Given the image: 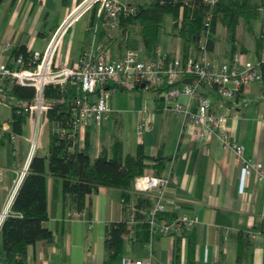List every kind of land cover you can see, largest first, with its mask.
Listing matches in <instances>:
<instances>
[{"label":"crops","instance_id":"crops-1","mask_svg":"<svg viewBox=\"0 0 264 264\" xmlns=\"http://www.w3.org/2000/svg\"><path fill=\"white\" fill-rule=\"evenodd\" d=\"M81 1L0 0V46L4 37L11 35L14 40L12 50L20 46L44 50L68 9ZM122 1L138 6L150 0ZM125 18L121 17L118 26L110 28L97 5L85 10L63 36L60 62H75L84 47L98 42L106 44L111 58L122 57L126 49L134 48L147 60L153 57L157 46L166 58L173 57L177 51L183 55L172 16L168 44H158L162 18L151 48L144 43L139 20L129 22ZM240 24L242 29L239 30ZM216 28L217 23L214 43L207 50L213 64L228 61L234 51L240 53L243 61H256L259 56L264 58V46L259 48L257 44L261 40L264 45V10L252 20L251 29H246L240 21L233 39L226 29L227 44L219 45ZM112 83V80L108 81L109 85ZM10 85L5 82L1 88L9 90ZM143 88L146 87L119 86L111 92L108 99L111 111L99 123L90 120L78 146L87 148L91 161L102 151L111 155L115 141L121 143L122 156L126 153L134 155L140 150L147 156L144 161L149 165L153 158H162V174L170 177L165 191L168 212L173 208L171 200H174L182 208L194 211L198 221L193 228L177 236L174 243L167 235L159 234L153 235L148 243L149 237L141 238L139 229L140 234L136 232L133 240L124 239L123 256L141 258L150 254L152 264H264V182L257 180L251 171L240 190V168L233 151L225 149L216 136L207 142L196 139L190 134L183 113L163 108L159 90L146 88L145 91ZM207 90L212 95L211 108L228 116L229 138L243 145L244 156L258 159L264 166L262 80L250 82L226 101L211 89ZM178 99L187 101L185 96ZM11 101L0 90V105L9 109L6 116L0 117V122H8L0 136V213L7 210L6 216L14 213L10 205L32 158L27 160V122L22 123L20 131L13 127ZM191 106H194L193 101ZM139 123L144 125L140 135ZM51 133L50 127L46 128L42 145L33 155L48 151ZM44 168L48 217L43 224L52 230L53 240L41 239L30 244L24 255L25 264H103L105 225L126 216L121 202L122 189L99 185L86 194L83 208L75 210L69 195L62 191V178L48 170V159H45ZM0 264H9L4 258L1 232Z\"/></svg>","mask_w":264,"mask_h":264},{"label":"built area","instance_id":"built-area-1","mask_svg":"<svg viewBox=\"0 0 264 264\" xmlns=\"http://www.w3.org/2000/svg\"><path fill=\"white\" fill-rule=\"evenodd\" d=\"M178 1L180 6L177 29L181 27L182 11L189 0ZM202 1L211 7L217 2ZM95 5L98 11L103 13L105 23L110 28L118 26L121 17L131 16L137 11V5L122 0H83L68 9L42 51L26 47L24 53H14L12 36L7 35L2 40L0 87L9 82L34 88L33 97L25 103L16 105L12 111L15 116L26 117L28 127L26 139L29 144L27 160L40 147L46 128L50 127V130L61 139L71 141L73 144L78 143L90 120L99 123L111 111L108 101L111 92L119 86L132 88L143 83L146 88L160 91L163 108L184 114L190 127V134L196 139L207 142L216 136L225 149L233 151L235 162L240 168V190L244 188L251 171L257 180L264 182L262 162L244 156L243 145L229 138L228 116L211 108L212 95L207 90L211 89L224 101L231 99L250 82L262 80L261 64L264 65V58L243 61L240 53L234 51L228 61L220 65L213 64L206 49V36L211 18V11L208 10L203 20L198 49L187 56L177 51L173 57L166 58L161 48L157 46L153 57L147 60L141 58L139 51L134 48L126 49L122 57L111 58L106 44L98 42L84 47L75 62L62 64L59 54L65 32L76 18ZM110 80L113 81L112 85L108 84ZM74 84L78 86V90L74 91L72 86L68 87ZM48 85L58 86L65 93L62 100L66 101L67 113L63 120L50 121L48 118L49 105L45 94ZM180 96H185L187 101H180L178 99ZM191 101L194 102V106H191ZM7 126V121L0 122V136ZM143 128V123H139V135ZM12 136L14 137V134ZM169 182V175L156 174L151 164L142 174L135 177L133 191L151 195L152 201L147 207H142L137 205L134 199L121 198L126 210L124 220L128 227V231L122 234L123 239L133 240L136 237L137 225L144 222L148 228V243L152 236L157 234L167 235L171 243H174L177 236L195 226L198 221L196 213L182 208L174 200H171L173 202L171 213L168 212L165 191ZM6 214L7 210L0 213V227ZM119 264H152V259L150 254L141 258L122 256Z\"/></svg>","mask_w":264,"mask_h":264},{"label":"trees","instance_id":"trees-1","mask_svg":"<svg viewBox=\"0 0 264 264\" xmlns=\"http://www.w3.org/2000/svg\"><path fill=\"white\" fill-rule=\"evenodd\" d=\"M179 6L180 1L178 0H150L147 3L138 4L136 13L124 20L129 22L133 19L139 20L144 43L151 48L156 42L158 26L163 16L170 14L174 22L173 27L181 39L182 54L187 56L198 49L203 20L208 10L211 11V18L209 32L206 36L207 50L212 48L214 43L213 33L218 19L233 39L236 26L240 21L246 29H251L252 20L257 19L260 12L264 10V0H217L212 7L202 0H189L182 11L181 27L177 29ZM257 44L259 48L264 46L261 40ZM24 51V46L13 49L14 53H24ZM260 59H262L261 56L258 60ZM261 72L264 87V65L262 64ZM0 90L5 94L6 99L13 100L10 104L12 111L16 105L30 100L34 93L32 86L16 83L11 84L9 90L1 87ZM45 94L49 105V120H63L67 113L66 101L62 100L65 93L58 86L48 85ZM24 121H26L24 115L12 114V125L17 131L21 130ZM51 134L48 151L43 155L32 156L28 166L29 170L27 169L28 171L24 174L10 205L14 213L8 214L1 225L4 258L9 264H25L24 255L27 248L37 240L43 239L47 242L53 240L52 230L43 224L48 217L45 159H48V170L51 174L62 178V191L69 195L71 206L75 210L83 208L86 194L96 190L99 185L121 188L122 197L126 200L134 199L135 203L142 207H147L152 201L150 195L133 191L135 177L142 174L149 166L144 161L147 156L140 150L134 155L126 153L122 156L121 143L115 141L111 155L102 151L91 161L86 147L81 148L78 143L73 144L71 141L59 138L53 132ZM151 165L156 174H162L164 166L162 158H153ZM139 229L141 238H148V228L145 222L137 225L136 232ZM127 231L128 227L124 219L106 223L104 238L106 255L103 264L120 263L124 251L122 234Z\"/></svg>","mask_w":264,"mask_h":264},{"label":"rangeland","instance_id":"rangeland-1","mask_svg":"<svg viewBox=\"0 0 264 264\" xmlns=\"http://www.w3.org/2000/svg\"><path fill=\"white\" fill-rule=\"evenodd\" d=\"M238 29L239 30L242 29L241 24L238 26ZM225 31H226V28L224 27V25H222L220 19H218L215 36H216V40L219 41V45H221V44L224 45V44L228 43L227 39L225 38ZM170 33H171V15L166 14L163 18L162 25L159 29L158 44L161 46L167 45L169 42L170 36H171ZM70 86H72L73 89L78 90V86L76 84L68 85V87H70ZM143 89L145 91H147L146 88H143ZM8 112H9L8 107L0 105V117L6 116L8 114ZM45 130H44V132H45ZM44 132H43V134H44ZM42 137H43V135H42ZM41 145H42V140H41L40 146ZM126 243H128V242L126 241Z\"/></svg>","mask_w":264,"mask_h":264},{"label":"water","instance_id":"water-1","mask_svg":"<svg viewBox=\"0 0 264 264\" xmlns=\"http://www.w3.org/2000/svg\"><path fill=\"white\" fill-rule=\"evenodd\" d=\"M189 78H190V77H189ZM139 86H140V87H144V84H143V83H141Z\"/></svg>","mask_w":264,"mask_h":264}]
</instances>
